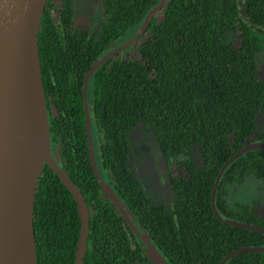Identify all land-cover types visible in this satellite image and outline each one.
I'll list each match as a JSON object with an SVG mask.
<instances>
[{
  "label": "trees",
  "instance_id": "1",
  "mask_svg": "<svg viewBox=\"0 0 264 264\" xmlns=\"http://www.w3.org/2000/svg\"><path fill=\"white\" fill-rule=\"evenodd\" d=\"M159 1L98 0L99 16L75 26L72 0H46L37 35L41 81L53 158L88 207L81 264H152L94 176L82 85L92 63L131 39ZM85 97L98 172L168 264H219L237 248L264 246L263 234L225 224L211 204L226 161L264 142V0H165L142 37L89 76ZM139 125L159 150L167 202H153L130 166ZM253 179L264 182V148L226 167L215 208L221 218L264 229L258 201L243 203L229 192ZM33 213L37 264H75L79 209L46 164ZM225 264H264V251L241 252Z\"/></svg>",
  "mask_w": 264,
  "mask_h": 264
},
{
  "label": "water",
  "instance_id": "2",
  "mask_svg": "<svg viewBox=\"0 0 264 264\" xmlns=\"http://www.w3.org/2000/svg\"><path fill=\"white\" fill-rule=\"evenodd\" d=\"M153 7L136 34L94 61L82 85V101L89 158L95 178L106 198L123 216L129 228L145 243L144 254L152 264H168L155 248L148 234L133 217L113 187L104 181L97 169L90 131V116L85 97L89 76L109 58L136 43L146 27L164 5ZM46 0H0V264H37L33 231V208L38 179L46 164L73 196L80 213V235L75 264H81L88 236L89 213L85 200L68 175L55 162L51 146L49 120L40 73L38 30ZM264 148V142L247 144L235 152L221 167L212 188L214 214L225 224L264 235V229L247 222L221 218L215 208V192L226 167L247 151ZM246 251H264V246L237 248L223 257Z\"/></svg>",
  "mask_w": 264,
  "mask_h": 264
},
{
  "label": "rangeland",
  "instance_id": "3",
  "mask_svg": "<svg viewBox=\"0 0 264 264\" xmlns=\"http://www.w3.org/2000/svg\"><path fill=\"white\" fill-rule=\"evenodd\" d=\"M92 11L93 8L89 9L88 13L93 16L94 13ZM88 13L84 16L81 13L77 14L76 21H86L88 19ZM257 120L260 122V117ZM131 148L132 156L130 166H133L140 177L144 187L149 192L151 200L154 202L163 199L167 202L170 199V193L166 185L167 173L161 161L156 142L150 131L139 125L131 133ZM229 192L234 200H240L243 203L248 204L253 199H256L258 204L255 205V211L264 216L263 181L253 179L244 185L231 187Z\"/></svg>",
  "mask_w": 264,
  "mask_h": 264
},
{
  "label": "flooded vegetation",
  "instance_id": "4",
  "mask_svg": "<svg viewBox=\"0 0 264 264\" xmlns=\"http://www.w3.org/2000/svg\"><path fill=\"white\" fill-rule=\"evenodd\" d=\"M72 2H73V9H74L73 21H74L75 26H78L81 24H88L91 21L95 20L96 15L99 16L100 3L98 2V0H72ZM54 5H56L55 2H54ZM91 8H93V11H92V13H94L93 16H92V14L90 15L88 13V10ZM79 13L83 14V16L88 13V16H87L88 19H86V21L77 22L76 18L78 17L77 14H79ZM91 16H92V18H91ZM131 156H132V148H131ZM254 210H255V207H254ZM263 214H264V212H263Z\"/></svg>",
  "mask_w": 264,
  "mask_h": 264
}]
</instances>
